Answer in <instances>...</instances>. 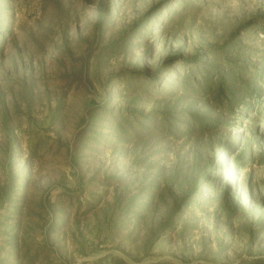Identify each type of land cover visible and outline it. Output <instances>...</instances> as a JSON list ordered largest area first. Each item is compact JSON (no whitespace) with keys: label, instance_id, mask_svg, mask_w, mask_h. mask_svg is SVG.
Returning <instances> with one entry per match:
<instances>
[{"label":"rangeland","instance_id":"374dc122","mask_svg":"<svg viewBox=\"0 0 264 264\" xmlns=\"http://www.w3.org/2000/svg\"><path fill=\"white\" fill-rule=\"evenodd\" d=\"M0 264H264V0H0Z\"/></svg>","mask_w":264,"mask_h":264}]
</instances>
